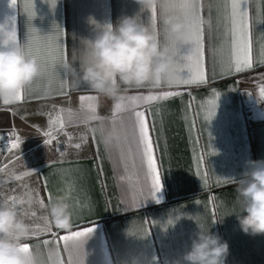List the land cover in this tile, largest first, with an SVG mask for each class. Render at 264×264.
I'll return each mask as SVG.
<instances>
[{
  "label": "crops",
  "instance_id": "1",
  "mask_svg": "<svg viewBox=\"0 0 264 264\" xmlns=\"http://www.w3.org/2000/svg\"><path fill=\"white\" fill-rule=\"evenodd\" d=\"M162 4L157 0L153 12L137 0H55L54 7L52 0H16L15 5L0 0V42L14 29L24 47L32 40L34 52L51 44L66 60L86 58L83 40L94 38L98 25L139 15L150 27L155 18L161 44L167 45L162 19L180 12ZM200 4L203 83H177L173 74L171 84L122 86L120 98L109 99L87 84L75 85L62 70L65 60H58L55 71L23 90L22 99H0V204L16 207L31 225L25 243L45 264L49 251L54 264H82L85 255L86 264H169L190 249L200 226L229 243L226 264H264V234H245L233 214L246 161L264 159V0H242L252 67L239 72L231 56V0ZM187 54L174 56V68L187 71ZM166 92L178 95L140 101L135 109L149 122L163 186L155 198L132 138L106 147L100 133L111 129L114 118L127 120L129 97ZM120 102L124 107L117 112ZM58 118L63 128L52 123ZM6 134L10 142L3 141ZM58 198L71 205L67 229L48 214ZM89 228L95 230L79 247L63 239Z\"/></svg>",
  "mask_w": 264,
  "mask_h": 264
},
{
  "label": "clouds",
  "instance_id": "2",
  "mask_svg": "<svg viewBox=\"0 0 264 264\" xmlns=\"http://www.w3.org/2000/svg\"><path fill=\"white\" fill-rule=\"evenodd\" d=\"M143 8H151L157 0H137ZM165 30L172 40L187 42L190 33L180 15H165ZM87 57L65 60L62 70L77 86L87 84L99 95L120 98L122 86L141 87L146 83L159 85L167 82L174 68L175 58L167 45H162L157 31L142 22L139 15L123 16L113 25H98L92 39H84ZM44 67L35 56H30L23 44L0 42V99L15 97L44 74ZM104 143L111 146L118 133L104 129ZM247 170L237 179L236 210L233 214L240 229L248 235L264 234V159L246 161ZM27 202L31 204L32 198ZM48 214L61 229L69 228L71 205L64 199L51 202ZM232 214V215H233ZM31 225L18 209L0 204V264H45L38 251L28 247ZM229 243L203 228L191 238L190 249L169 264H226ZM48 264H54V253H47ZM82 264H86V255Z\"/></svg>",
  "mask_w": 264,
  "mask_h": 264
},
{
  "label": "snow or ice",
  "instance_id": "3",
  "mask_svg": "<svg viewBox=\"0 0 264 264\" xmlns=\"http://www.w3.org/2000/svg\"><path fill=\"white\" fill-rule=\"evenodd\" d=\"M16 0H11V4L15 5ZM53 7L55 6V0H52ZM213 3L210 2L209 7L211 8ZM153 12L155 11V5L151 6ZM162 7L167 10L169 7L178 9L180 15L183 17L187 30L190 33V39L187 42H177L171 39L168 32L165 30V40L167 46L172 50L174 56H178L182 51L188 52L184 57L186 61L187 71L185 72L181 67L173 68L171 74L168 78V83L171 84L173 74H176L177 83H203L205 82V72L202 65V53H203V21L200 17V0H163ZM230 22H231V56L234 59L235 70L237 72L241 71L242 68L252 67V47L250 32L248 26V13L244 10L242 6V0H231L230 4ZM34 14V13H33ZM151 26L154 31H156V21L153 18ZM5 44H15L19 43L17 41V34L14 29L9 30L5 33V38L3 39ZM25 49L30 56L35 55L39 60L41 65L44 67L45 71L42 76L49 73L50 71H55L56 61L66 60V55L64 51L58 47L51 44L46 45L41 49H37L35 52L32 47V40H27L25 42ZM186 77V78H185ZM262 95H264V89L261 90ZM23 91H21L15 99H22ZM178 95V93L166 92L161 96L147 95V96H132L128 99L132 102L130 106L131 115L125 120L124 118H114L112 121V129L118 133L117 143L123 140L127 141L129 137L132 141L137 144L140 149L143 160L146 163L148 174L151 177V189L154 190L155 198L156 194L159 193L163 186L161 184L160 176L157 171L156 157L154 155V146L152 137L150 135L149 122L146 118L144 111L135 110L138 106V102L145 101L151 102L158 99H166L169 96ZM81 99H93L92 97H82ZM6 103L11 101L5 100ZM91 107V106H90ZM123 103H117L115 105L116 111L120 112L123 109ZM95 111V109H92ZM92 119H97L98 117L93 116ZM53 124H59L63 128V121L58 118L56 121H52ZM101 136H104L103 129H101ZM50 135V133H46ZM51 142V141H49ZM107 147V145L105 144ZM13 147H17L16 144ZM76 147H80L79 144ZM20 177H17L19 179ZM15 200V197L12 198ZM23 203V201H20ZM157 202H160L157 199ZM42 203V202H41ZM34 215V213H33ZM47 221V218H44ZM171 223V222H170ZM95 229L89 228L86 231L73 232L69 236H64L65 241L76 242V247L80 246V242L83 238H87L90 233ZM28 245H25V250L28 249Z\"/></svg>",
  "mask_w": 264,
  "mask_h": 264
},
{
  "label": "built area",
  "instance_id": "4",
  "mask_svg": "<svg viewBox=\"0 0 264 264\" xmlns=\"http://www.w3.org/2000/svg\"><path fill=\"white\" fill-rule=\"evenodd\" d=\"M264 102V101H263ZM12 140L11 136L9 134L4 135L3 141L10 142Z\"/></svg>",
  "mask_w": 264,
  "mask_h": 264
}]
</instances>
